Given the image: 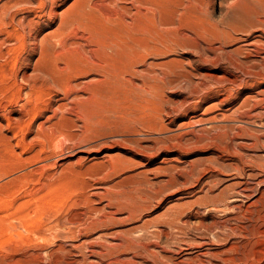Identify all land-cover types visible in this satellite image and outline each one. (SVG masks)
<instances>
[{
  "label": "rangeland",
  "instance_id": "rangeland-1",
  "mask_svg": "<svg viewBox=\"0 0 264 264\" xmlns=\"http://www.w3.org/2000/svg\"><path fill=\"white\" fill-rule=\"evenodd\" d=\"M50 1L0 0V264H264V0Z\"/></svg>",
  "mask_w": 264,
  "mask_h": 264
},
{
  "label": "bare ground",
  "instance_id": "bare-ground-1",
  "mask_svg": "<svg viewBox=\"0 0 264 264\" xmlns=\"http://www.w3.org/2000/svg\"><path fill=\"white\" fill-rule=\"evenodd\" d=\"M28 1H29V0H28ZM46 1H47V0H46ZM51 1H53V0H51ZM51 1H50V2H51ZM21 2H22V1H21ZM115 2H116V1H115ZM19 3H20V2H19ZM26 3H27V1H26ZM38 3H39V2H38ZM31 6H32V5H31ZM33 6H34V4H33ZM81 6H82V5H81ZM39 7H40V6H39ZM44 7H46V6H44ZM8 8H9V7H8ZM80 8H81V7H80ZM4 9H5V8H4ZM6 9H7V8H6ZM8 10H9V9H8ZM32 10H33V9H32ZM5 11H6V10H5ZM40 11H41V10H40ZM54 11H55V10H54ZM44 13H45V12H44ZM44 13H43V14H44ZM78 13H80V12H78ZM9 14H10V13H9ZM55 14H56V13H55ZM73 14H74V13H73ZM74 16H75V15H74ZM76 16H77V14H76ZM119 16H120V15H119ZM36 17H37V16H36ZM41 17H42V16H41ZM43 17H44V16H43ZM48 17H49V16H48ZM110 17H111V16H110ZM6 18H7V15H6ZM10 18H11V17H10ZM37 18H38V17H37ZM71 18H72V17H71ZM71 18H70V19H71ZM74 18H75V17H74ZM79 18H80V17H79ZM113 18H114V17H113ZM113 18H112V19H113ZM0 20H1V19H0ZM15 20H16V19H15ZM19 20H20V19H19ZM31 20H32V19H31ZM68 20H69V19H68ZM124 20H125V19H124ZM16 21H17V20H16ZM116 21H117V20H116ZM13 22H14V20H13ZM70 22H71V21H70ZM20 23H21V22H20ZM22 23H23V22H22ZM33 23H34V21H33ZM113 24H114V23H113ZM12 25H13V24H12ZM230 25H231V24H230ZM24 26H25V25H24ZM32 26H33V25H32ZM19 27H20V26H19ZM61 27H62V26H61ZM31 29H32V28H31ZM120 29H121V28H120ZM19 31H20V30H19ZM23 35H24V34H23ZM221 35H222V34H220V31H217V33H215L214 37L216 36L217 38H220ZM212 36H213V35H212ZM132 37H133V36H132ZM11 38H12V37H11ZM15 38H16V37H15ZM22 38H23V37H22ZM122 39H123V38H122ZM215 39H216V38H215ZM135 40H136V39H135ZM137 40H138V39H137ZM140 40H141V39H140ZM146 40H147V39H146ZM126 41H127V40H126ZM142 41H143V40H142ZM136 42H137V41H136ZM139 43H140V42H139ZM125 45H126V44H125ZM131 46H132V45H131ZM47 47H48V46H47ZM141 47L144 48V49H146V48L148 47V45H147V41H146V42H143V43L141 44ZM135 48H136V47H135ZM139 48H140V47H139ZM142 50H143V49H142ZM130 52H131V51H130ZM138 53H139V52H138ZM41 54H42V53H41ZM120 54H121V53H120ZM133 54H134V53H133ZM46 55H47V54H46ZM130 55H131V54H130ZM135 55H137V54H135ZM50 56H51V55H50ZM50 56H49V57H50ZM41 57H42V55H41ZM133 57H134V56H133ZM136 57H137V56H136ZM141 57H142V56H141ZM141 57L139 56V58H141ZM43 58H44V57H43ZM46 58H47V57H46ZM125 58H126V57H125ZM127 58H128V57H127ZM134 58H135V57H134ZM128 59L131 60V59H133V58L130 57V58H128ZM48 60H49V59H48ZM46 63H47V62H46ZM129 63H130V62H129ZM132 63H133V62H132ZM52 64H53V63H52ZM52 64H51L50 66H52ZM48 65H49V63H48ZM53 66H54V64H53ZM127 66H128V65H127ZM134 66H135V65H134ZM134 66H133V67H134ZM74 67H75V66H74ZM53 68H54V67H53ZM58 68H59V66H58ZM60 68H61V67H60ZM42 69H43V68H42ZM72 69H73V68H72ZM44 70H45V69H44ZM46 70L48 71V69H46ZM63 70H64V69H63ZM67 71H68V70H67ZM128 71H129V70H128ZM45 72H46V71H45ZM49 72H50V71H49ZM61 73H62V72H61ZM63 73H64V72H63ZM63 73H62V74H63ZM129 73H130V72H129ZM48 74H49V73H48ZM48 74H47V75H48ZM54 74H55V73H54ZM56 74H57V73H56ZM26 76H27V75H26ZM26 76H25V77H26ZM48 76H49V75H48ZM57 76H58V75H57ZM25 77H24V78H25ZM42 77H43V75H42ZM42 77H41V78H42ZM45 77H46V76H45ZM53 77H54V76H53ZM58 77H60V75H59ZM64 77H65V76H64ZM15 78H16V77H15ZM29 78H30V77H28V76L26 77V81H28L29 83H30V82L33 83V82H35L36 80H38V78H35L36 80L34 79V81H33V79L31 78L32 80L30 81ZM43 78H44V77H43ZM44 79H45V78H44ZM44 79H42V81H44ZM47 79H48V78H47ZM49 79H51V78H49ZM59 79H60V78H59ZM62 79H63V78H62ZM16 80H17V79H16ZM32 81H33V82H32ZM52 81H53V80H52ZM58 81H60V80H57V82H58ZM62 81H63V80H62ZM44 82H46V81H44ZM44 82H43V83H44ZM47 82H51V80H50V81L47 80ZM14 84H15V83H14ZM34 84H35V83H34ZM19 86H20V84H19ZM20 87H22V85H21ZM22 89H24V88H22ZM18 91H19V90H18ZM20 92H21V91H20ZM30 92H31V90H30ZM26 106H28V105H26ZM23 107H24V106H23ZM252 108H253V107H252ZM24 109H25V108H24ZM22 110H23V109H22ZM26 110H27V109H26ZM32 110H33V109H32ZM251 110H252V109H251ZM27 111H28V110H27ZM35 112H36V111H35ZM250 112H251V111H250ZM28 113H29V111H28ZM248 114H250V113L248 112ZM251 114H252V113H251ZM254 114H255V113H254ZM255 115H256V114H255ZM258 115H259V114H258ZM258 115H257V116H258ZM30 116H31V115H30ZM25 117H27V115H26ZM31 117H32V116H31ZM250 117H252V116H250ZM7 118H8V117H7ZM9 118H10V117H9ZM258 118H259V117H258ZM19 119H21V120L24 121L23 118H19ZM35 119H36V118H35ZM29 120H30V119H29ZM33 120H34V119H33ZM11 121H12V120H11ZM17 121H18V120H16V122H17ZM16 122H15V123H16ZM18 122H19V121H18ZM18 122H17V123H18ZM20 122H21V121H20ZM24 123H25V122H24ZM13 124H14V123H13ZM19 124H21V123H19ZM19 124H16V125L19 126ZM22 124H23V123H22ZM27 124H28V123H27ZM30 124H32V123H30ZM14 125H15V124H14ZM14 125H13V127H16V128H17V126H14ZM21 126H22V125H20L19 127H21ZM28 126H30V125H28ZM26 127H27V126H26ZM26 127H25V128H26ZM42 127H43V126H42ZM220 127H221V126H220ZM29 128H30V127H29ZM215 128H216V127H215ZM236 128H237V127H236ZM218 129H219V128H218ZM222 129H223V128H221V130H220V129H219V130H220V131H223ZM16 130H17V129H16ZM234 130H235V129H234ZM228 131H229V130H228ZM19 132H20V131H19ZM223 132H225V129H224ZM223 132H221V133H223ZM229 132H230V131H229ZM229 132H228V133H229ZM15 133H16V131H15ZM218 133H219V131H218ZM230 133H231V132H230ZM230 133H229V134H230ZM241 133H242V132H241ZM254 133H255V132H254ZM16 134H17V133H16ZM219 134H220V133H219ZM260 134H261V133H260ZM205 135H206V134H204V136H201V135H199V136H201V137H205ZM208 135H209V134H208ZM250 135H251V133H250ZM206 136H207V135H206ZM218 136H220V135H218ZM221 136H222V135H221ZM230 136H232V135H230ZM233 136H235V135H233ZM233 136L230 137V138H232L230 142H232V140H233V138H234ZM214 137H215V135H214ZM224 137H225V133H224ZM226 137H227L226 140H227V139L230 140V138H229L228 136H226ZM236 137H237V136H236ZM256 137H257V136H256ZM258 137L260 138V136H258ZM198 138H199V137H198ZM206 138H207V137H206ZM222 138H223V137H222ZM222 138H221V141H222ZM238 138H239V136H238ZM250 138H251V136H250ZM196 139H197V138H196ZM216 139H217V135H216ZM224 139H225V138H224ZM234 139H235V138H234ZM246 139H247V138H246ZM256 139H258V138H256ZM194 140H195V139H194ZM197 140H198V139H197ZM197 140H195V141L197 142ZM203 140H204V139H203ZM203 140H202V141H203ZM229 140H228V141H229ZM236 140H237V139H236ZM249 140H250V139H249ZM218 141H219V140H218ZM258 141L260 142V140H258ZM207 142H208V141H207ZM212 142H213V141H212ZM247 142H248V141H247ZM250 142H251V141H250ZM254 142H256V140H255ZM259 142H258V143H259ZM261 142H262V141H261ZM198 143H199V142H198ZM198 143H197V144H198ZM219 143H220V142H219ZM256 143H257V142H256ZM200 144H201V142H200ZM215 144H216V143H215ZM239 144H240V143H239ZM244 144H245V143H244ZM246 144H247V143H246ZM254 144H255V143H254ZM216 145H217V144H216ZM241 145H242V144H241ZM241 145H240V147H241V148H244V146L242 145V146H243V147H242ZM258 145H259V144H258ZM261 145H262V144H261ZM263 145H264V144H263ZM232 146H234V144H233ZM221 147H222V146H221ZM221 147H219V145H218V149L221 148ZM228 147H229V145H228ZM230 147H231V146H230ZM230 147H229V149H230ZM238 147H239V146H238ZM246 147H247V146L245 145V148H246ZM252 147H253V146H252ZM257 147H258V146H257ZM216 148H217V147H216ZM223 148H225V146H224ZM223 148H221V150H222ZM226 148H227V145H226ZM234 148H235V147H234ZM237 149H238V148H237ZM237 149H235V150H237ZM239 149H240V148H239ZM219 150H220V149H219ZM221 150H220V151H221ZM223 150H224V149H223ZM230 150L232 151L233 148H231ZM230 150H229V151H230ZM235 150H234V151H235ZM251 150H252V149H251ZM185 152H186V151H185ZM221 152H223V151H221ZM231 153H232V152H231ZM235 153H237V152H235ZM235 153H232L231 155H234ZM242 153H243V152H242ZM229 155H230V154H229ZM239 155H240V157H238V158H240L239 160H240V161H241V160L244 161V160H243V159H244V158H243L244 155H243V156H242V154H239ZM234 156H235V155H234ZM236 156H237V155H236ZM244 157H245V156H244ZM236 158H237V157H236ZM238 158H237V159H238ZM250 158H251V157H250ZM246 160H247V159H246ZM249 160H250V159H249ZM249 160H248V161H249ZM251 160H252V159H251ZM251 160H250V161H251ZM237 163H238V162H237ZM253 163H255V162H253ZM235 164H236V163H235ZM238 164H239V163H238ZM248 164H249V163H248ZM259 164H260V163H259ZM259 164H258V165H259ZM256 166H257V165H256ZM233 167H235V166H233ZM242 167H243V166H242ZM261 167H262V166H261ZM254 168H255V167H254ZM234 169H235V168H234ZM236 169H237V168H236ZM239 169H241V167H240ZM216 170H217V169H216ZM194 171H195V170H194ZM195 172H196V171H195ZM191 173H192V172H191ZM193 173H194V172H193ZM238 173H239V172H238ZM240 174H241V173H240ZM249 174H250V173H249ZM249 174H248L247 176H249ZM251 174H252V173H251ZM237 176H238V175H237ZM192 177H193V176H192ZM252 177H253V176H252ZM195 178H196V177H195ZM242 178H244V176H243ZM190 179H191V177H190ZM251 179H252V178H251ZM253 181H254V179H253ZM262 181H263V180H262ZM262 181H261V182H262ZM249 182H250V181H249ZM249 182H248V183H249ZM257 182H258V181H257ZM255 184H256V183H255ZM249 185H250V184H249ZM258 185H259V183H258ZM261 185H262V184H261ZM263 185H264V184H263ZM259 186H260V185H259ZM254 188H255V186H254ZM247 190H249V189H247ZM254 190H255V189H254ZM256 190H257V189H256ZM262 190H263V189H262ZM249 191H250V190H249ZM240 192H241V191H240ZM252 193H253V192H252ZM247 195H248V194H247ZM250 195H251V194H250ZM243 197H244V196H243ZM262 197H263V196H262ZM244 198H245V197H244ZM248 198H249V197H248ZM224 201H225V200H224ZM227 201H228V200H227ZM220 202H221V201H220ZM230 202H231V201H230ZM225 204H226V203H225ZM251 204H252V203H251ZM251 204H250V205H251ZM250 205H249V206H250ZM253 205H254V204H253ZM255 205H256V204H255ZM245 208H246V207H245ZM241 209H242V208H241ZM241 209H240V210H241ZM234 212H236V210H235ZM237 212H238V211H237ZM239 212H240V211H239ZM243 212H244V211H243ZM246 212H247V211H246ZM230 213H231V212H230ZM240 215H241V214H240ZM238 216H239V215H238ZM233 217H234V215H233ZM235 217H236V216H235ZM235 217H234V218H235ZM239 217H240V216H239ZM234 220H235V219H234ZM214 225H215V224H214ZM212 226H213V225H212ZM212 226H211V227H212ZM205 228L207 229V227H205ZM208 228H209V227H208ZM234 228H236V227H234Z\"/></svg>",
  "mask_w": 264,
  "mask_h": 264
}]
</instances>
